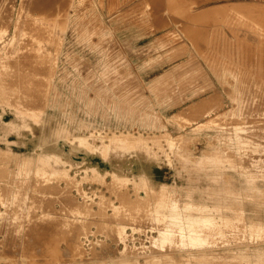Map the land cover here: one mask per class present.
<instances>
[{"label": "rangeland", "instance_id": "obj_1", "mask_svg": "<svg viewBox=\"0 0 264 264\" xmlns=\"http://www.w3.org/2000/svg\"><path fill=\"white\" fill-rule=\"evenodd\" d=\"M28 1L0 5V264H264V0ZM18 3L33 6L32 14ZM41 8L61 12L46 18ZM58 14L67 15L59 16L65 22ZM43 152L54 159L51 166L39 161ZM158 231L168 233L166 240Z\"/></svg>", "mask_w": 264, "mask_h": 264}, {"label": "bare ground", "instance_id": "obj_2", "mask_svg": "<svg viewBox=\"0 0 264 264\" xmlns=\"http://www.w3.org/2000/svg\"><path fill=\"white\" fill-rule=\"evenodd\" d=\"M8 1H9V0H8ZM8 1H6V0H5V1H4V0L1 1V2H2V3H1L2 6H3V2L7 3ZM10 1H11V0H10ZM27 1H28V0H26V1L24 0V3H26ZM31 1L33 2V0H31ZM35 1H36V0H34V2H35ZM45 1H48V0H45ZM49 1H50V0H49ZM49 1H48V2H49ZM57 1H59V0H55V2H57ZM60 1H61V2H60ZM60 1H59L58 3L63 4L62 0H60ZM65 1H66V0H65ZM67 1H68V0H67ZM111 1H112V3H113V0H111ZM130 1H131V0H130ZM130 1L127 0V2H130ZM153 1H154V0H152V2H153ZM156 1H157V0H156ZM177 1H179V0H177ZM252 1H253V0H252ZM21 2H23V1H21ZM21 2H20V3H21ZM28 2H29V1H28ZM28 2H27V3H28ZM37 2H38V1H37ZM52 2H53V1H52ZM52 2L50 1V3H47V2H45V3H46V4H49V6H50ZM117 2H118V0H117ZM154 2H155V1H154ZM174 2H176V1H174ZM180 2H181V1H180ZM184 2H185V1H184ZM184 2H183V3H184ZM254 2L256 3V1H254ZM262 2H263V0H262ZM10 3H11V2H10ZM20 3H18V4H19L18 6H21V7H22L23 4L20 5ZM29 3L31 4V2H29ZM65 3H66V2H64V6H65V5H68L69 3L71 4V2H69V3L67 2L68 4H65ZM105 3H106V1H105ZM110 3H111V2H110ZM114 3H115V2H114ZM123 3H124V1H123ZM162 3H163V2H162ZM183 3H181V5H182ZM236 3H237V2H236ZM236 3H235V4H236ZM238 3H239V2H238ZM238 3H237V4H238ZM241 3H243V2H241ZM249 3H250V2H249ZM255 3H254V6L256 5ZM1 4H0V5H1ZM32 4H33V3H32ZM32 4H31V5H32ZM40 4H41V3L38 2L37 5L33 4V6L35 5L36 7H37V6L40 7ZM42 4L44 5V2H43ZM46 4H45V5H46ZM60 4H59V5H60ZM243 4H244V3H243ZM243 4H242V5H243ZM245 4H246V6L248 5V3H245ZM252 4H253V3H252ZM259 4H261V3H259ZM9 5H11V4H7L6 7H8ZM24 5H26V4H24ZM24 5H23V6H24ZM31 5H30V7H31ZM54 5H55V4H54ZM100 5H101V3H100ZM107 5H109V3H108ZM114 5H115V4H114ZM117 5H118V4H117ZM117 5H116V7H118ZM120 5H122V4H120ZM176 5H177V3H176ZM224 5H225V4H224ZM230 5H231V3H230ZM238 5H241V4L239 3ZM26 6L29 7V5H26ZM26 6H25V7H26ZM33 6H32V8H33ZM35 6H34V7H35ZM52 6H53V5H52ZM55 6L57 7V5H55ZM55 6H53V7L56 8ZM64 6H63V7H64ZM68 6H69V5H68ZM105 6H106V4H105ZM109 6H110V8L112 9L111 5H109ZM112 6H113V4H112ZM177 6H180V4H178ZM225 6H226V5H225ZM225 6H224V8H225ZM251 6H252V5H251ZM251 6H250V7H251ZM262 6H263V5H262ZM6 7H5V9H6ZM25 7H24V10H25ZM30 7L28 8V10H29V9H32V8H30ZM38 7H37V9H38ZM46 7H47V6H46ZM46 7L44 6V11L47 10ZM61 7H62V5H61ZM120 7H121V6H120ZM182 7H183V6H182ZM240 7H241V6H237V9H239V10H241V8H243V9L245 8V9H246V7H241V8H240ZM250 7H247V8H248V9H247V10H248L247 13H248L249 15L252 14V13L250 12V10H249ZM1 8H2V7H1ZM8 8H11V7H8ZM8 8H7V10L9 11ZM18 8H19V7H18ZM48 8H49V7H48ZM253 8H254V7H253ZM262 8H263V7H262ZM11 9H12V8H11ZM11 9H10V11H11ZM35 9H36V8H35ZM45 9H46V10H45ZM56 9H60V8H56ZM61 9H62V8H61ZM64 9H66V7H65ZM68 9H70V8H68ZM127 9H128V8H127ZM237 9H236V10H237ZM260 9H261V8H259V11H260ZM3 10H4V8H3ZM3 10H1V11H3ZM15 10H16V9H15ZM15 10H14V11H15ZM17 10H18V9H17ZM17 10H16V12H17ZM26 10H27V9H26ZM26 10H25V11L21 10V11H22V14H23V12H27ZM33 10H34V9H33ZM33 10H32V11L29 10V11H28L29 14H30V12H31V14H32ZM41 10L43 11L42 8H41ZM41 10H40V11H41ZM50 10H52L51 7H50ZM239 10H237V11L240 12ZM256 10H258V9L256 8ZM263 10H264V9H263ZM263 10L260 11L259 13L263 12V14H264V11H263ZM37 11H38V10H37ZM44 11H43V12H44ZM47 11H49V10H47ZM58 11H59V13L61 12V10H58ZM58 11H57V13H58ZM66 11H67V10H66ZM245 11H246V10H245ZM245 11H242V12H245ZM254 11H255V10H254ZM3 12H6V10H4ZM38 12H39V11H38ZM52 12H53V11H52ZM55 12H56V11H54L53 13H51V11H50L49 13L54 14ZM62 12H63V9H62ZM64 12H65V11H64ZM249 12H250V13H249ZM256 12H258V11H256ZM34 13H35V15H36V12H34ZM44 13H45V12H44ZM46 13H47V12H46ZM46 13H45V14H46ZM49 13H48V14H49ZM57 13H55V14H57ZM113 13H114V11H113ZM20 14H21V13H20ZM31 14H30V15H31ZM45 14L41 15V13H40L39 15H41L42 17H43V16L46 17L48 14H46V15H45ZM63 14H68V13L66 12V13H63ZM63 14H62V15H63ZM115 14H116V13H115ZM241 14H242V13H241ZM243 14H244V13H243ZM263 14H262V16H263V18H264V15H263ZM2 15L5 16V14H2V13H1V16H2ZM7 15H8V14H6V16H7ZM37 15H38V13H37ZM37 15H36V16H37ZM62 15H61V14H60V15L58 14V18H59V16L61 17ZM77 15H78V14H77ZM112 15H113V14H112ZM234 15H235V13H234ZM246 15H247V14H246ZM246 15H244V16L247 17ZM249 15H248V17H249ZM256 15H257V14H256ZM258 15H259V14H258ZM15 16H17V15H15ZM28 16H29V15H28ZM28 16H27V17H28ZM55 16H56V15H55ZM64 16H67V15H64ZM64 16H62V17H64ZM230 16H231V15H230ZM250 16H252V15H250ZM38 17H39V16H37V18H38ZM47 17H48V16H47ZM47 17H46V18H47ZM50 17H51V16H50ZM50 17H49V18H50ZM52 17H53V15H52ZM254 17H255V16H254ZM254 17H251V18H254ZM20 18H22V17L20 16ZM49 18H48V20L50 21L51 19H49ZM58 18H57V19H58ZM107 18H108V17H107ZM232 18H233V16H232ZM232 18H230V19H232ZM237 18H238V16H237ZM239 18H240V17H239ZM258 18H259V17H258ZM7 19H9V18L7 17ZM14 19H15V17H14ZM38 19H39V18H38ZM53 19H54V18H53ZM59 19H61V22L64 21V20L62 21V18H59ZM59 19L56 20V18H55L54 20H56V21L59 23ZM74 19H75V18H74ZM161 19H162V18H161ZM230 19H229V20H230ZM234 19H235V16H234ZM248 19H249V18H248ZM254 19H255V18H254ZM254 19H252V20H254ZM261 19H262V18H261ZM4 20H5V19H4ZM22 20H24V19H21L20 22H22ZM26 20H28V19H26ZM45 20H46V19H45ZM232 20H233V19H232ZM232 20H231V21H232ZM235 20H236V19H235ZM235 20H234V21H235ZM237 20H239V19H237ZM242 20H243V19H242ZM250 20H251V19H250ZM262 20H263V19H262ZM262 20H261V22H262ZM2 21H3V19H2ZM18 21H19V20H18ZM42 21H43V20H42ZM42 21H41V23H42ZM46 21H47V20H46ZM49 21H47V22H49ZM89 21H90V20H89ZM231 21H229V24H230V23L232 24ZM20 22H19V23H20ZM50 22H51V21H50ZM52 22H53V21H52ZM57 22H56V23H57ZM61 22H60V23H61ZM64 22H65V21H64ZM79 22H80V21H79ZM156 22H157V21H156ZM158 22H159V21H158ZM241 22H242V21H241ZM246 22H247V21H246ZM253 22H255V21H253ZM259 22H260V21H259ZM261 22H260V23H261ZM263 22H264V21H263ZM263 22H262V23H263ZM6 23H7V22H6ZM23 23H24L25 26L28 27L29 29H30L31 27L33 28V26L30 27V25H26V23H25L24 21H23ZM86 23H87V22H86ZM160 23H161V22H160ZM236 23H237V22H236ZM238 23H239V22H238ZM243 23H245V21H244ZM260 23H259V24H260ZM0 24H1V22H0ZM2 24H3V23H2ZM13 24L15 25V22H14ZM29 24H30V23H29ZM43 24H44V23H43ZM47 24H48V23H47ZM47 24H46V25H47ZM82 24H83V23H82ZM91 24H92V23H91ZM153 24H154V23H153ZM247 24L249 25L248 22H247ZM259 24H258V25H259ZM35 25L37 26V24H35ZM54 25H55V23H54ZM59 25H60V27H61V24H59ZM59 25H57V26H59ZM157 25H158V24H157ZM159 25H160V24H159ZM241 25H243V24H241ZM260 25H261V24H260ZM12 26H13V25H12ZM21 26H22V24H21ZM23 26H24V25H23ZM23 26H22V27H23ZM57 26H56V27H57ZM235 26H236V24H235ZM243 26H244V25H243ZM243 26H242V27H243ZM6 27H7V26H6ZM16 27H17V25H16ZM38 27H40V26H38ZM38 27H37V28H38ZM239 27H240V26H239ZM239 27H238V28H239ZM245 27H247V26H245ZM250 27H252V25H251ZM262 27H263V26H262ZM24 28H25V27H24ZM28 28H27V30H29ZM34 28H35V27H34ZM34 28H33V29H34ZM43 28H44V27H43ZM54 28H55V26H54ZM54 28H53V29H54ZM87 28H89V27H87ZM263 28H264V27H263ZM14 29H15V27H14ZM14 29H13V30H14ZM33 29H31V30H32V35H34V34H33ZM40 29H41V32H43V31H42V27H41ZM85 29H86V28H85ZM245 29H246V28H245ZM15 30H16V29H15ZM22 30H23V29H22ZM35 30H36V29H34V32H35ZM47 30H49V28H48V29H44V31H47ZM50 30H51V28H50ZM50 30H49V32H50ZM57 30H58V28H57ZM243 30H244V29H243ZM247 30H248V29H247ZM251 30H253V28H252ZM17 31H18V30H17ZM20 31H21V30H20ZM36 31H39V28H38ZM53 31H54V30H53ZM97 31H98V30H97ZM244 31H245V30H244ZM27 32H28V31H27ZM27 32H26V34H27ZM30 32H31V31H30ZM39 32H40V31H39ZM41 32H40V34L42 35ZM59 32H60V31H59ZM245 32L247 33L248 31H245ZM11 33H12V32H11ZM14 33H15V32H14ZM37 33H38V32H37ZM37 33H35V34H37ZM43 33H44V32H43ZM81 33H82V32H81ZM81 33H79V34L82 35ZM83 33H84V32H83ZM92 33H93V32H92ZM100 33H102V32H100ZM246 33H245V34H246ZM253 33H255V30L253 31ZM257 33H258V31H257ZM259 33H260V32H259ZM50 34H51V33H50ZM255 34H256V33H255ZM255 34H254V35H255ZM14 35H15V34H14ZM14 35H13V33H12V36H10V37H13ZM20 35H21V34H20ZM20 35H19V38H20ZM38 35H39V34H38ZM38 35H37V38H38ZM80 35H79V36H80ZM159 35H160V34H159ZM248 35H249V34H248ZM250 35H251V34H250ZM252 35H253V34H252ZM254 35H253V37H255ZM44 36H45V35H44ZM79 36H78V37H79ZM146 36H147V35H146ZM262 36H263V35H262ZM16 37H17V36H16ZM16 37H15V38H16ZM34 37H36V35H35ZM147 37H148V36H147ZM263 37H264V36H263ZM263 37H261L260 41L264 40ZM40 38H41V37H40ZM42 38H44V37L42 36ZM54 38H55V36H54ZM249 38H250V37H249ZM256 38H257V37H256ZM262 38H263V39H262ZM6 39H7V38H6ZM61 39H62V37H61ZM73 39H74V38H73ZM13 40H14V38H13ZM27 40H28V39H27ZM27 40L25 41V44H26ZM50 40H51V39H50ZM54 40H55V39H54ZM245 40H246V39H245ZM256 40H257V39H256ZM22 41H23V39H22ZM29 41H30V39H29ZM91 41H92V40H91ZM91 41H90V42H91ZM260 41H259V42H260ZM9 42H11V41H9ZM9 42H8V43H9ZM13 42H14V41H13ZM35 42H36V41H35ZM82 42H83V41H82ZM82 42H81V43H82ZM102 43H103V42H102ZM17 44H19V43H17ZM96 44H98V43H96ZM100 44H101V43H99V45H100ZM258 44H259V43H258ZM29 45H30V44H29ZM90 45H91V44H90ZM262 45H263V43H262ZM6 46H7V45H6ZM21 46H23V45H21ZM24 46H25V45H24ZM45 46H46V45H45ZM94 46H95V45H94ZM258 46L260 47V45H258ZM13 47H14V46H13ZM81 47H82V46H81ZM255 47H256V46H255ZM255 47H254V51L256 50ZM4 48H5V47H4ZM17 48H22V47L18 46ZM256 48H257V47H256ZM263 48H264V46H263ZM6 49H8V47H7ZM27 49H28V48H27ZM114 49H115V48H114ZM258 49H259V48H258ZM52 50H54L53 46H52ZM88 50H89V49H88ZM212 50H213V49H212ZM250 50H251V49H250ZM6 51H7V50H6ZM14 51H15V50H14ZM25 51H26V50H25ZM254 51H252V52H254ZM260 51H262V49H260ZM3 52H4V51H3ZM41 52H42V51H41ZM257 52H259V51H257ZM263 52H264V50H263ZM263 52H261V54H260V52L257 53V54L263 55V54H262ZM4 53H6V52H4ZM11 53L13 54V52H11ZM11 53H10V54H11ZM24 53H25V52H24ZM26 53H27V52H26ZM43 53H45V52H43ZM106 53H107V52H106ZM22 54H23V53H22ZM27 54H28V53H27ZM27 54H26V55H27ZM29 54H30V52H29ZM29 54L27 55V56H28L27 59L29 58ZM97 54H98V53H97ZM248 54H249V53H248ZM248 54H247V55H248ZM254 54H255V53H254ZM254 54H253V55H254ZM3 55H4V54H3ZM17 55H18V54H17ZM19 55H20V54H19ZM23 55H24V54H23ZM26 55H25V56H26ZM32 55H33V53H31V58L33 57ZM249 55H250V54H249ZM249 55H248V56H249ZM251 55H252V53H251ZM254 56H255V58H256L257 55H254ZM254 56H253V57H254ZM17 57H18V59H19V56H17ZM21 57H22V56H20V58H21ZM34 57H36V55H35ZM259 57H261V56H258V58H259ZM263 57H264V56H262L261 58H263ZM0 58H1V57H0ZM15 58H16V57H15ZM22 58H23V57H22ZM255 58H253V59H255ZM43 59H44V58H43ZM51 59H52V57H51ZM53 59H54V58H53ZM12 60H13V59H12ZM20 60H21V59H20ZM22 60H23V59H22ZM37 60H38V59H37ZM257 60H258V59H257ZM28 61H29V60H28ZM262 61H264V60H262ZM5 62H6V61H5ZM22 62H24V61H22ZM26 62H27V61H26ZM26 62H24V63H26ZM32 62H33V61H32ZM257 62H258V61H257ZM257 62H256V63H257ZM260 62H261V61H260ZM24 63H22V65H23ZM8 64H10V66L12 65L10 62H8ZM14 64H15V63H14ZM28 64H29V63H28ZM254 64H255V61H254ZM262 64H263V63H262ZM263 65H264V64H263ZM33 66H34V65H33ZM35 66H36V65H35ZM255 66H256V65H255ZM258 66H259V65H258ZM258 66H257V67H258ZM11 67H12V66H11ZM14 67H15V65H14ZM40 67H41V66H40ZM241 67H242V66H241ZM245 67H246V66H245ZM247 67H248V66H247ZM260 67H261V66H260ZM260 67H259V68H260ZM9 68H10V67H9ZM44 68H45V67H44ZM239 68H240V67H239ZM252 68H255V67H252ZM20 69H21V68H20ZM24 69H26V68H24ZM263 69H264V67H263ZM14 70H15V69H14ZM18 70H19V67H18ZM33 70H34V69H33ZM43 70H44V69H43ZM232 70H233V68H232ZM232 70H230V71H232ZM242 70H243V69H241V71H238V72H241V74H242V73H243ZM246 70H247V69H246ZM250 70H251V69H250ZM254 70L257 71L256 68H255ZM251 71H252V70H251ZM14 72H16V71H14ZM38 72L40 73L39 70H38ZM44 72H45V71H43L42 73H44ZM253 72H254V71H253ZM260 72H261V69H260ZM263 72H264V71H263ZM34 73H35V72H34ZM261 73H262V72H261ZM13 74H14V73H13ZM21 74H22V73H21ZM44 74H46V73H44ZM44 74H43V75H44ZM237 74H238V73H236V75H237ZM241 74H240V75H241ZM244 74H245V73H244ZM252 74H253V73H252ZM262 74H263V73H262ZM262 74H261V76H262ZM23 75H24V74H23ZM39 75H40V74H39ZM116 75H117V74H116ZM246 75H247V73L245 74V76H246ZM250 75H251V74H250ZM254 75H255V74H254ZM254 75H253L252 77H254ZM256 75H257V74H256ZM256 75H255V76H256ZM241 76H243V74H242ZM22 77H23V76H22ZM28 77H29V76H28ZM236 77L238 78L239 76H236ZM1 78H2V77H1ZM16 78H17V77H16ZM23 78H24V77H23ZM3 79H4V77H3ZM3 79H1V80H3ZM8 79H9V78H8ZM13 79H14V78H13ZM26 79H27V78H26ZM30 79H31V81H32V78H31V77H30ZM226 79H229V78L227 77ZM243 79H246V77L243 78ZM247 79H248V78H247ZM262 79H263V78H262ZM9 80H10V79H9ZM28 80H29V79H28ZM231 80H232V79H231ZM240 80H241V78H239V80L237 79V81H240ZM254 80H255V78H254ZM254 80H253V82H254ZM260 80H261V79H260ZM18 81H19V80H18ZM31 81H30V82H31ZM241 81H242V80H241ZM262 81H264V80H262ZM11 82H12V80H11ZM14 82L16 83L15 80H14ZM21 82L24 83L23 81H21ZM21 82H20V83H21ZM38 82H39V81H38ZM243 82H244V81H243ZM245 82H246V81H245ZM31 83H32V82H31ZM33 83H34V80H33ZM33 83H32L31 85H34ZM246 83H248V82H246ZM246 83H244V84H246ZM258 83H259V81H258ZM1 84H2V83H1ZM3 84H4V83H3ZM5 84H7V83L5 82ZM13 84H14V83H13ZM13 84L8 83V85H6V86L9 87L10 85H13ZM17 84H18V83H17ZM27 84H28V83H27ZM238 84H239V83L237 82V85H238ZM240 84H241V83H240ZM240 84H239V85H240ZM248 84H249V83H248ZM251 84H252V83H251ZM20 85H21V84H20ZM20 85H18V86H20ZM35 85H38V84L36 83ZM239 85H238L237 87H239ZM241 85H242V84H241ZM262 85H263V84H262ZM3 86H5V85H3ZM15 86H16V85H15ZM21 86H22V85H21ZM23 86H25V84H23ZM28 86H29V85H28ZM28 86H26V87H28ZM39 86H40V85H39ZM119 86H120V85H119ZM242 86H243V85H242ZM242 86H241V87H242ZM252 86H256V85L253 83V85H250V87H249V85H248V88H251ZM10 87H11V86H10ZM26 87H23V88H26ZM235 87H236V86H235ZM245 87H247V85L244 86V88H245ZM257 87H258V86H257ZM263 87H264V86H263ZM4 88H5V87H4ZM4 88H3V89H4ZM32 88H33V87H32ZM32 88H31V89H32ZM34 88H35V87H34ZM34 88H33V89H34ZM114 88H115V87H114ZM239 88H240V87H239ZM239 88H238V89H239ZM252 88H253V87H252ZM258 88H259V87H258ZM258 88H257V89H258ZM260 88H261V87H260ZM6 89H7V88H6ZM6 89H4V90H5V93L8 92V91L6 92ZM33 89H32V90H33ZM37 89H38V88H37ZM121 89H123V88H121ZM240 89H242V88H240ZM255 89H256V88H255ZM32 90H31V92H34V91H32ZM35 90H36V89H35ZM242 90H243V89H242ZM250 90H251V92L253 91L252 93H254V89H253V90L250 89ZM261 90H264V89H261ZM2 91H3V90H2ZM20 91H21V90H20ZM22 91H23V89H22ZM22 91H21V93H22ZM25 91H27V89H25ZM25 91L23 92V94L25 93ZM28 91H29V90H28ZM28 91H27V92H28ZM37 91H38V90H37ZM238 91H239V90H238ZM247 91H249V90L247 89ZM259 91H260V89H259ZM0 92H1V90H0ZM242 92H243V91H242ZM242 92H241V94H242ZM255 92H256V93L253 94V95H256V94H257V90H256ZM9 93H10V92H9ZM28 93H29V95H33L32 93L30 94V91H29ZM239 93H240V91H239ZM244 93H245V92H244ZM244 93H243V94H244ZM258 93H259V92H258ZM263 93H264V91H263ZM19 94H20V93H19ZM34 94H35V93H34ZM36 94H38V93L36 92ZM44 94H45V93H44ZM120 94H121V93H120ZM241 94H240V95H241ZM243 94H242V95H243ZM1 95H2V94H1ZM3 95H4V94H3ZM38 95H39V94H38ZM106 95H107V94H106ZM108 95H109V94H108ZM236 95H237V94H236ZM246 95H248V93H246ZM250 95H251V93H250ZM250 95L248 96L249 99H250V97H251ZM253 95H252V96H253ZM257 95H258V94H257ZM260 95H262V94H260ZM19 96H20V95H19ZM33 96H35V95H33ZM33 96L30 97V99L33 98ZM39 96H40V95H39ZM39 96H38V97H39ZM41 96H42V95H41ZM43 96H44V95H43ZM1 97H2V96H1ZM3 97H4V96H3ZM20 97H21V96H20ZM36 97H37V96H36ZM36 97H35V98H36ZM130 97H131V96H130ZM240 97H241V96H240ZM245 97H246V96H245ZM245 97H244V98H245ZM254 97H255V96H254ZM254 97H251V99L254 98ZM257 97H258V96H257ZM259 97L261 98V96H259ZM262 97H264V95H263ZM244 98H243V99H244ZM20 99H21V98H20ZM38 99H39V98H37V100H38ZM53 99H54V98H53ZM247 99H248V98H247ZM256 99H257V98H256ZM4 100H5V99H4ZM10 100H11V99H10ZM10 100H9V101H10ZM50 100H51V99H50ZM108 100H109V99H108ZM239 100H240V99H239ZM12 101H13V100H12ZM12 101H10V102L12 103ZM23 101H24V100H23ZM23 101L21 100V102H20L21 105H22V103H24V102H25V103H24L23 105H25V104L29 105V104H30V103L28 104L27 99H26L24 102H23ZM28 101L30 102V100H28ZM31 101H32V100H31ZM35 101H36V99H35ZM39 101H40V100H39ZM57 101H58V100H57ZM91 101H92V100H91ZM241 101H244V100H241ZM32 102H33V101H32ZM255 102H257V101L255 100ZM255 102H254V104H256ZM261 102H262V101H261ZM261 102H260V103H261ZM3 103H4V101H3ZM11 103H10V104H11ZM52 103H53V102H52ZM245 103H246V101H245ZM247 103H250V102H248V100H247ZM247 103L244 104V105H247ZM257 103L260 104L259 102H257ZM262 103H264V101H263ZM18 104H19V103H18ZM32 104H35V103L33 102ZM42 104H43V103H42ZM56 104H57V103H56ZM242 104H243V102H242ZM250 104L252 105V100H251V103H250ZM250 104H249V105H250ZM2 105H3V104H2ZM23 105H22V106H23ZM37 105H40V104H37ZM233 105L235 106L236 104H233ZM251 105H250V106H251ZM5 106H6V105H5ZM29 106H30V105H29ZM31 106H32V105H31ZM31 106H30L29 108H32V107H33V106H32V107H31ZM247 106H248V105H247ZM260 106H261V105H260ZM3 107H4V106H3ZM24 107H26V106H24ZM56 107H57V106H56ZM241 107H242V106H241ZM258 107H259V105H258ZM261 107H262V106H261ZM0 108H1V107H0ZM39 108H40V107H39ZM245 108H246V106H245ZM256 108H257V107H256ZM32 109H33V108H32ZM243 109H244V108L242 107V111H243V113H245V111H244ZM258 109H259V108H258ZM248 110H249V108L247 109V111H248ZM254 110H255V109H254ZM256 110H257V109H256ZM13 111H14V110H13ZM55 111H56V110H55ZM60 111H61V110H60ZM15 112H16V111H15ZM256 112H257V111H256ZM256 112L253 111L254 114H255ZM8 113H9V112H8ZM12 114H13V113H12ZM248 114H249V112L247 113V115H248ZM8 115H9V114H8ZM236 115H237V114H236ZM236 115H235V116H236ZM242 115H243V114H242ZM247 115H246V116H247ZM243 116H244V115H243ZM243 116H242V117H243ZM251 116H252V114H251ZM14 117H15V116H14ZM42 117H43V116H42ZM244 117H245V116H244ZM247 117H248V116H247ZM253 117H254V116H253ZM10 118H11V117H10ZM12 118H13V117H12ZM8 119H9V118H8ZM248 119H249V117H248ZM248 119H246V120H248ZM255 119H257V118H255ZM206 120H207V119H205V121H206ZM14 121H15V120H14ZM17 121H18V120H17ZM31 121H32V120H31ZM49 121H50V119H49ZM232 121H234V120H232ZM249 121L252 122L251 119H250ZM249 121H248V122H249ZM259 121H260V119H259ZM262 121H263V120H262ZM19 123H20V122H19ZM40 123H41V122H40ZM233 123H234V122H233ZM233 123H232V125H233ZM239 123H241V122H239ZM31 124H32V123H31ZM41 124H42V123H41ZM234 124H235V123H234ZM254 124H255V123H254V121H253V124H252V125L254 126ZM258 124L261 125V124H263V123H261V124L258 123ZM35 125H36V124H35ZM249 125H250V124H249ZM8 126H9V125H8ZM32 126H34V125H32ZM255 126H256V124H255ZM257 126H258V125H257ZM2 128H3V127H2ZM31 128H32V127H31ZM37 128H38V127H37ZM3 129H4V128H3ZM6 129H7V128H6ZM8 129H9V128H8ZM251 129H253V128H251ZM4 130H5V129H4ZM226 130H227V128H226ZM254 130H255V129H254ZM260 130H262V128L259 129V131H260ZM1 131H2V130H1ZM5 131H6V130H5ZM25 131H26V130H25ZM33 131H34V130H33ZM5 133H6V132H5ZM53 133H54V132H53ZM259 133H260V132H259ZM46 134H47V133H46ZM253 134H254V133H253ZM243 135H244V134H243ZM259 135H260V134H259ZM259 135H258V136H259ZM262 135H263V134H262ZM3 136H4V135H3ZM35 136H36V135H35ZM246 136H247V135H246ZM248 136H249V135H248ZM248 136H247V137H248ZM254 136H257V135H254ZM41 137H42V135H41ZM259 137H260V136H259ZM260 138H262V137H260ZM51 139H52V138H51ZM40 141H41V140H40ZM48 141H49V140H48ZM256 141H258V140H256ZM3 142H4V141H3ZM260 142H262V141H260ZM214 143H215V142H214ZM0 144H2V143L0 142ZM9 145H10V144H9ZM4 146H5V145H4ZM12 146H13V145H12ZM5 147H6V146H5ZM13 148H14V147H13ZM22 148H23V147H22ZM57 148H58V147H57ZM16 149H17V148H16ZM87 150H88V149H87ZM117 150H119V149H117ZM16 151H17V150H16ZM24 151H25V149H24ZM121 151H122V150H121ZM89 152H91V151H89ZM144 152H145V151H144ZM137 153H138V152H137ZM32 154H33V153H32ZM59 154H60V153H59ZM119 154H120V152H119ZM138 154H140V153H138ZM153 154H154V153H153ZM0 155H1V154H0ZM35 155H36V154H35ZM116 155H117V154H116ZM141 155H142V154H141ZM146 155H147V154H146ZM114 156H115V155H114ZM119 156H120V155H119ZM260 156H261V155H260ZM34 157H35V156H34ZM101 157H102V156H101ZM120 157H121V156H120ZM144 157H145V156H144ZM146 157H147V156H146ZM250 157H251V156H250ZM256 157H257V156H256ZM6 158H7V157H6ZM39 158H40L39 161H40L42 164L46 165V166H51V163H52L51 161H52V160L54 161V159H51L50 156L47 155V154L44 153V152H43L42 154H40ZM116 158H117V157H116ZM142 158H143V156H142ZM150 158H151V157H150ZM0 159H1V158H0ZM21 159H22V158H21ZM28 159H29V158H28ZM34 159H35V158H34ZM143 159H144V158H143ZM151 159H152V158H151ZM154 159H155V157H154ZM1 160H2V159H1ZM24 160H25V159H24ZM112 160H113V159H112ZM118 160H120V159H118ZM179 160H180V159H179ZM185 160H186V158H185ZM21 161H22V160H21ZM104 161H105V160H104ZM115 161H117V160H115ZM190 161H191V160H190ZM115 163H116V162H115ZM116 164H117V163H116ZM185 164H186V163H185ZM244 164H245V163H244ZM117 166H118V165H117ZM2 168H3V167H2ZM38 168H39V167H38ZM0 169H1V167H0ZM193 169H194V168H193ZM1 170H2V169H1ZM4 170H5V169H4ZM26 170H27V169H26ZM32 170H33V169H32ZM55 170H57V168H55ZM203 170H204V169H203ZM10 171H11V170H9V172H10ZM122 171H123V170H122ZM0 172H2V171H0ZM215 172H216V171H215ZM21 173H22V172H21ZM38 173H39V172H38ZM193 173H195V172H193ZM198 173H199V172H198ZM212 173H213V172H212ZM212 173H211V174H212ZM216 173H217V172H216ZM216 173H215V174H216ZM221 173H222V172H221ZM3 174H4V173H3ZM9 174H10V173H9ZM39 174H40V173H39ZM42 174H44V173H42ZM42 174H41V176H42ZM142 174H143V173H142ZM44 175H45V174H44ZM44 175H43V176H44ZM46 175H47V174H46ZM49 175H51V174H49ZM236 175H237V174H236ZM28 176H29V175H28ZM34 176H35V174H34ZM36 176H37V174H36ZM61 176H62V175H61ZM232 176H233V175H232ZM257 176H258V175H257ZM1 177H2V174H1ZM1 177H0V178H1ZM3 177H5V176H3ZM11 177H12V176H11ZM150 177H151V176H150ZM163 177H164V176H163ZM5 178H6V177H5ZM5 178H2V179H5ZM199 178H200V177H199ZM201 178H202V177H201ZM230 178H232V177H230ZM8 179H9V177H8ZM197 179H198V178H197ZM243 179H244V177H243ZM252 179H253V178H252ZM257 179H259V178H257ZM261 179H262V178H261ZM214 180H215V179H214ZM225 180H226V179H225ZM238 180H239V179H238ZM240 180H241V179H240ZM245 180H246V179H245ZM255 180H256V178H255ZM263 180H264V179H263ZM209 181H212V179L209 180ZM215 181H217V180H215ZM222 181H223V180H222ZM226 181H227V180H226ZM247 181H249L248 178H247ZM236 182H237V181H236ZM241 182H242V181H241ZM251 182H252L253 184H255V182H253L252 180H251ZM251 182H250V183H251ZM16 183H17V182H16ZM189 183H190V182H189ZM195 183H196V182H195ZM201 183H202V182H201ZM204 183H205V182H204ZM215 183L217 184V182H215ZM218 183H219V181H218ZM223 183H224V181H223ZM227 183H228V182H227ZM239 183H240V182H239ZM207 184H208V183H207ZM209 184H210V183H209ZM236 184H237V183H236ZM241 184H242V183H241ZM244 184H245V182H244ZM246 184H247V183H246ZM253 184H252V185H253ZM14 185H15V183H14ZM205 185H206V184H205ZM231 185H232V184H231ZM238 185H240V184H238ZM16 186H17V184H16ZM222 186H223V185H222ZM222 186H220V187H222ZM229 186H230V185H229ZM229 186H228L227 188H229ZM234 186H235V184H234ZM0 187L2 188V185H1ZM4 187H5V186H4ZM14 187H15V186H14ZM196 187H197V186H196ZM225 187H226V186H225ZM238 187H239V186H238ZM238 187H237V188H238ZM245 187H246V186H245ZM258 187H259V186H258ZM1 188H0V190H1ZM9 188H10V187H9ZM198 188H199V187H198ZM235 188H236V187H235ZM5 189H7V187H6ZM239 189H240V188H239ZM251 189H254V187L251 188ZM13 190H14V189H13ZM149 190H150V189H149ZM167 190H168V189H167V187H166L165 184H161L160 187L158 188V191H159L160 193L166 192ZM204 190H205V189H204ZM207 190H209V188H208ZM6 191H8V190H6ZM9 191H10V190H9ZM184 191L186 192L185 189H184ZM0 192H1V191H0ZM18 192H19V191H18ZM151 192H152V191H151ZM247 192H248V190H247ZM260 192H262V191H260ZM2 193H3V192H2ZM6 193H7V192H6ZM156 193H157V192H156ZM168 193H169V192H168ZM174 193H175V192H174ZM3 194H4V193H3ZM163 194H164V193H163ZM163 194H162V195H163ZM169 194H170V193H169ZM0 195H2V194H0ZM253 195H254V194H253ZM8 196H9V195H8ZM11 196H12V195H11ZM248 196H249V195H248ZM16 197H17V196H16ZM175 197H176V196H175ZM249 197H250V196H249ZM2 198H3V197H2ZM5 198H7V197H5ZM196 198H198V197H196ZM262 198H263V197H262ZM17 199H18V198H17ZM165 199L167 200V198H165ZM8 201H9V199H8ZM18 201H19V199H18ZM161 201H162V203H163V200H161ZM167 201H168V200H167ZM260 201H261V200H260ZM260 201H258V202H260ZM4 202H5V205H6V199H4ZM164 202H165V201H164ZM262 202H263V201H262ZM16 203H17V202H16ZM172 203H173V202H172ZM8 204H9V203H8ZM13 204H15V203L13 202ZM156 204H157V203H155V205H156ZM166 204H168V203H166ZM173 204H174V203H173ZM19 205H20V204H19ZM28 205H30V204H28ZM171 206H172V205H171ZM6 207H7V206H6ZM16 207H17V206H16ZM19 207H20V206H19ZM21 207H22V206H21ZM32 207H34V205H33ZM157 207H158V206H157ZM167 207H168V206H167ZM185 207H186V206H185ZM7 208H8V207H7ZM23 208H24V207H23ZM153 208H154V206H153ZM181 208H182V207H181ZM192 208H193V207H192ZM237 208H238V207H237ZM3 209H4V208H3ZM8 209H9V208H8ZM14 209H15V208H14ZM159 209H160V208H159ZM167 209H168V208H167ZM183 209H184V208H183ZM185 209H186V208H185ZM202 209H203V208H201V210H202ZM205 209H206V208H205ZM9 210H11V209H9ZM12 210H13V209H12ZM12 210H11V211H12ZM30 210H31V208H30ZM155 210H156V209H155ZM181 210H182V209H181ZM187 210H188V209H187ZM6 211L8 212V210H6ZM42 211L44 212L45 210H41V212H40L41 214L43 213ZM184 211H185V210H184ZM184 211H183V212H184ZM203 211H204V210H203ZM3 212H4V211H3ZM7 212H4V213H7ZM165 212H167V210H166ZM181 212H182V211H181ZM189 212H190V211H189ZM191 212H192V211H191ZM193 212H194V211H193ZM12 213H13V212H12ZM47 213H48V212H47ZM153 213H154V211H153ZM168 213H169V211H168ZM2 214H3V213H2ZM7 214H9V213H7ZM21 214H22V213H21ZM165 214H166V213H165ZM175 214H176V213H175ZM199 214H200V213H199ZM12 215H13V214H12ZM12 215H11V216H12ZM16 215H17V214H16ZM16 215H15V216H16ZM23 215H24V214H23ZM23 215H22V217H23ZM180 215H181V214H180ZM1 216H2V215H1ZM3 216H5V214H4ZM18 216H20V215H17L16 218H17ZM28 216H29V215H28ZM42 216H43V215H42ZM45 216H46V215H45ZM177 216H178V214H177ZM6 217H8V216H6ZM22 217H21V218H22ZM29 217H31V216H29ZM34 217H35V216H34ZM158 217H159V216H158ZM161 217H162V216H161ZM1 218H2V217H1ZM1 218H0V219H1ZM9 218H10V217H9ZM23 218H24V217H23ZM35 218H36V217H35ZM42 218H43V217H42ZM47 218H48V217H47ZM115 218H116V217H115ZM130 218H131V217H130ZM190 218H191V217H190ZM201 218H202V217H201ZM210 218H211V217H209V219H210ZM2 219H3V218H2ZM4 219H5V218H4ZM17 219H18V218H17ZM28 219H29V218H28ZM30 219H33V217L30 218ZM161 219H163V218H161ZM185 219H187V218H185ZM191 219H193V218H191ZM204 219H205V217H204ZM209 219H208V222H209ZM211 219H213V218H211ZM223 219H224V218H223ZM21 220H22V219H21ZM85 220H86V219H85ZM88 220H89V219H88ZM166 220H167V219H166ZM189 220H190V219H189ZM189 220H187V221H189ZM194 220H195V219H194ZM199 220H200V218H199ZM206 220H207V219H206ZM224 220H225V219H224ZM228 220H229V219H228ZM22 221H23V220H22ZM27 221H28V220H27ZM117 221H118V220H117ZM121 221H124V220L121 219ZM136 221H137V220H136ZM159 221H160V220H159ZM201 221H202V220H200V224H201ZM210 221H211V220H210ZM213 221H215V219H214ZM226 221H227V220H226ZM38 222H39V223H37V224H40V223H41L40 221H38ZM42 222H43V221H42ZM75 222H76V221H75ZM155 222H156V221H155ZM183 222H184V221H183ZM191 222H192V221H191ZM194 222H195V221H194ZM197 222H198V221H197ZM205 222H206V221H205ZM215 222H217V221H215ZM215 222H214V223H215ZM221 222H222V220H221ZM221 222H220V223H221ZM231 222H232V221H231ZM235 222H236V221H235ZM15 223L17 224L18 222L15 221ZM15 223L13 222L12 224L15 225ZM24 223H25V222H24ZM28 223H29V221H28ZM31 223H32V222H31ZM31 223H30V224H31ZM44 223H46V222H44ZM77 223H78V221H77ZM174 223H175V222H174ZM198 223H199V222H198ZM209 223H210V222H209ZM224 223L226 224V222H224ZM232 223H233V222H232ZM237 223H238V221H237ZM241 223H242V222H241ZM9 224H11V223H9ZM18 224H19V223H18ZM21 224H22V222L20 221V225H21ZM30 224H29V228H31V227H37V226H38V225L35 223V221H33L32 224H35V225H37V226L34 225V226H31V227H30ZM41 224H42V223H41ZM61 224H62V222H61ZM86 224H87V222H86ZM94 224H95V223H94ZM97 224H98V223H97ZM120 224H121V223H120ZM162 224H163V223H162ZM189 224H190V223H189ZM194 224H195V223H194ZM211 224H212V223H211ZM211 224H210V225H211ZM215 224H216V223H215ZM233 224H234V223H233ZM235 224H236V223H235ZM239 224H240V223H239ZM13 225H12V226H13ZM43 225H44V224H43ZM74 225H75V224H74ZM84 225H85V224H84ZM104 225H105V224H104ZM123 225H124V224H123ZM125 225H126V224H125ZM136 225H137V224H136ZM147 225H148V223H147ZM163 225H164V224H163ZM185 225H187V223H186ZM198 225H199V224H198ZM205 225H206V224H205ZM210 225H209V226H210ZM7 226H8V225L6 224L5 227H7ZM9 226H10V225H9ZM9 226H8V227H9ZM12 226H11V227H12ZM16 226H18V225H16ZM26 226H27V225H26ZM39 226H40V225H39ZM44 226H47V225L45 224ZM44 226H43V227H44ZM76 226H77V225H76ZM79 226H80V225H79ZM120 226H121V225H120ZM156 226H157V225H156ZM158 226H159V225H158ZM191 226H192V225H191ZM194 226H195V225H194ZM217 226H218V225H217ZM222 226H223V225H222ZM22 227L24 228V225H22ZM59 227H60V226H59ZM68 227H69V226H68ZM70 227H71V226H70ZM70 227H69V228H70ZM72 227H73V224H72ZM121 227H122V226H121ZM141 227H142V226H141ZM164 227H165V226H164ZM187 227L189 228V225H188ZM196 227H197V226H196ZM226 227H227V225H226ZM239 227H240V226H239ZM247 227H248V226H247ZM251 227H252V226H251ZM251 227H250V228H251ZM20 228H21V227H20ZM20 228H19V229H20ZM75 228H76V227H75ZM84 228H85V226H84ZM125 228H126V227H124V229H125ZM131 228H132V227H131ZM184 228H185L186 231H188V228H186V227H184ZM191 228H192V227H191ZM194 228H195V227H194ZM197 228H198V227H197ZM248 228H249V227H248ZM248 228H247V230H249ZM6 229H8V228H6ZM9 229H10V227H9ZM21 229H22V228H21ZM25 229H26V231L28 230V228H25ZM25 229H24V230H25ZM61 229H62V228L60 227V230H61ZM112 229H113V226H112ZM118 229H119V228H118ZM126 229H127V228H126ZM176 229H177V228H176ZM252 229H253V228H252ZM10 230H11V229H10ZM13 230H14V232H15V229L12 228V232H13ZM29 230H30V229H29ZM44 230H45L44 232H46L47 227H46V229H44ZM62 230H63V229H62ZM69 230H70V229H69ZM192 230H193V229H192ZM207 230H209V229H207ZM261 230H262V229H261ZM263 230H264V229H263ZM263 230H262V232H263ZM0 231H1V230H0ZM4 231H5V229H4ZM16 231H17V227H16ZM21 231L23 232V230H21ZM26 231H25V232H26ZM31 231H33V228H32ZM31 231H30V232H31ZM34 231H35V230H34ZM39 231H40V230H39ZM39 231H38L37 233L40 234L42 231H41V232H39ZM64 231H65V229H64ZM119 231H120V230H119ZM119 231H116V232H119ZM124 231H125V230H124ZM165 231H169V230L167 229V230H165ZM180 231H181V229L179 228L178 232H180ZM189 231H191V229H189ZM200 231H201V230H200ZM259 231H260V228H259ZM259 231H258V233H259V235H260L262 232L260 233ZM1 232H2V231H1ZM1 232H0V233H1ZM5 232H7V235H8V231H5ZM9 232H10V231H9ZM25 232H24V233H25ZM30 232H29V235H27V236H29V238L32 239V237L30 236ZM35 232H36V231H35ZM44 232H43V233H44ZM58 232H59V231H58ZM62 232H63V231H61L60 233H62ZM66 232H67V230H66ZM77 232H78V231H77ZM114 232H115V231H114ZM134 232H135V231H134ZM250 232H251V231H250ZM253 232H254V231H253ZM17 233H18V232H17ZM17 233H14V234L16 235ZM27 233H28V232H26L25 235H26ZM37 233H36V234H37ZM48 233H49V232H48ZM48 233H47V234H48ZM85 233H86V232H85ZM123 233H124V232H123ZM152 233H153V232H152ZM180 233H181V232H180ZM186 233H187V232H186ZM196 233H197V232H196ZM225 233H226V232H225ZM248 233H249V232H248ZM10 234L12 235L13 233H10ZM10 234H9L8 237H10ZM14 234H13V235H14ZM19 234H20V233H18V235H19ZM31 234H32V233H31ZM33 234H34V232H33ZM33 234H32V235H33ZM36 234H35V236L38 235V234H37V235H36ZM44 234H45V233H44ZM50 234L54 235V234L51 233V232H50ZM118 234L122 235V234H121V231H120V233H117V235H118ZM153 234H154V233H153ZM164 234H168V233L158 231L157 238H160V239H162V240H163V239L166 240L167 237L165 238L164 236H166V235H164ZM188 234H190V233H188ZM188 234H186V235H188ZM5 235H6V234H5ZM15 235H14V237H15ZM21 235H23V237L25 236L23 233H22ZM42 235H43V234H42ZM42 235H41V236H42ZM55 235H56V234H55ZM87 235H88V234H87ZM162 235H163V236H162ZM172 235H173V234H172ZM190 235H192V234H190ZM201 235H202V234H201ZM211 235H212V234H211ZM248 235H249V234H248ZM259 235H256V236H259ZM262 235H264V234H262ZM2 236H3V235H2ZM45 236H47V235H45ZM64 236H65V235H64ZM118 236H119V235H118ZM118 236H117V237H118ZM170 236H171V235H170ZM175 236H177V234H176ZM194 236L196 237L195 234H194ZM197 236H198V235H197ZM223 236H224V235H223ZM252 236H253V234H252ZM252 236H251V237H252ZM14 237L11 236V238H13V240H14L15 238H16V239L18 238V237H15V238H14ZM21 237H22V236H21ZM25 237H26V236H25ZM39 237H40V236H39ZM43 237H44V235H43ZM43 237H40L39 239H41V238H43ZM48 237H49V236H48ZM56 237H57V236H56ZM59 237H62V236L59 235ZM125 237H126V236H125ZM155 237H156V236H155ZM163 237H164V238H163ZM198 237L200 238V236H198ZM212 237H213V236H212ZM33 238H34V237H33ZM49 238H50V237H49ZM66 238H67V237H66ZM118 238H119V237H118ZM171 238H172V237H171ZM187 238H188V237H187ZM199 238H197V239H199ZM262 238H263V237H262ZM6 239H7V237H6ZM23 239H24V240H23ZM25 239H26V238H22L23 241H25ZM46 239H48V238H46ZM50 239H52V238H50ZM60 239H61V238H60ZM168 239H169V237H168ZM189 239H190V237H189ZM201 239H202V238H201ZM206 239H207V238H206ZM263 239H264V238H263ZM20 240H21V239H20ZM29 240H30V239H28V242H29ZM41 240H42V239H41ZM43 240H44V239H43ZM48 240H49V239H48ZM165 240H164V243L166 242ZM191 240H192V239H190V241H191ZM199 240H200V239H199ZM260 240H261V239H259V241H260ZM15 241H16V240H15ZM17 241H18V240H17ZM17 241H16V242H17ZM23 241H22V243H23ZM35 241H37V240H35ZM77 241H78V240H77ZM168 241H169V240H168ZM168 241H167V242H168ZM190 241H189V243H190ZM207 241H208V240H207ZM254 241H255V240H254ZM7 242H8V241H7ZM7 242H6V244H7ZM10 242H11V241H10ZM16 242H15V243H16ZM25 242H26V241H25ZM39 242H40V241H39ZM160 242H161V241H160ZM170 242H171V240H170ZM200 242H201V241H200ZM203 242H204V241H203ZM211 242H212V241H211ZM30 243H31V242H30ZM32 243H35V242H32ZM36 243H37V242H36ZM41 243H43V242H41ZM164 243H163V245H164ZM196 243H197V242H196ZM198 243H199V242H198ZM204 243L206 244L207 242H204ZM65 244H66V243H65ZM161 244H162V243H161ZM165 244H166V243H165ZM179 244H180V243H179ZM7 245H8V244H7ZM9 245H10V244H9ZM9 245H8V247H10ZM50 245H51V247H52V244H50ZM50 245H49V246H50ZM170 245H171V244H170ZM187 245H188V243H187ZM189 245H190V244H189ZM189 245H188V246H189ZM192 245H193V244H192ZM198 245H199V244H198ZM3 246H4V244H3ZM11 246H12V245H11ZM16 246H18V245H16ZM21 246H22V245H21ZM27 246H28V245H27ZM38 246H39V245H38ZM38 246H37V247H38ZM53 246H54V245H53ZM55 246H56V245H55ZM123 246H124V245H123ZM190 246H191V245H190ZM200 246H201V245H200ZM208 246H209V245H208ZM212 246H214V245H212ZM45 247H46V246H45ZM57 247H58V246H57ZM20 248H21V247H20ZM193 248H196V247H193ZM23 249H25V248L23 247ZM23 249H22V250L19 249V250H20V251H23ZM46 249H47V248H46ZM52 249H53V247H52ZM56 249H57V248H56ZM253 249H255V247H254ZM10 250H11V249H10ZM10 250H9V251H10ZM16 250H17V252H18V248H16ZM16 250H15V251H16ZM180 250H181V249H180ZM4 251H5V250H4ZM28 251H30V250H28ZM28 251H27V252H28ZM31 251H32V250H31ZM35 251H36V249H35ZM37 251H38V253H39L38 255H40V252H42V251L39 252V250H37ZM45 251H46V250H45ZM17 252H16V253H17ZM43 252H44V251H43ZM0 253H1V252H0ZM3 253H4V252H3ZM5 253H6V252H5ZM8 253H9V252H8ZM10 253H12V252H10ZM13 253H14V251H13ZM32 253H34V252H32ZM48 253H49V252H48ZM226 253H227V252H226ZM24 254H25V251H24ZM24 254H21V255H24ZM29 254H30V253H29ZM42 254H44V253H42ZM170 254H171V253H170ZM1 255L3 256V254H1ZM5 255H8V254H5ZM5 255H4V256H5ZM11 255H12V254H9L8 257L10 258ZM13 255H15V254H13ZM13 255H12V256H13ZM18 255H19V254H18ZM34 255H35V254H34ZM36 255H37V254H36ZM38 255H37V256H38ZM45 255H46V254H45ZM70 255H71V254H70ZM16 256H17V255H16ZM16 256H15V257H16ZM42 256H43V255H42ZM76 256H77V255H76ZM20 257H22V256H20ZM26 257H27V256H26ZM30 257H31V256H30ZM34 257L36 258V256H34ZM34 257H32V258L34 259ZM38 257H39V256H38ZM51 257H53V256H51ZM187 257H188V256H187ZM5 258H6V257H5ZM13 258H14V257H13ZM17 258H18V257H17ZM40 258H41V257H40ZM47 258H48V257H47ZM53 258H55V257H53ZM177 258H178V257H177ZM6 259H7V258H6ZM14 259H15V258H14ZM28 259H29V258H28ZM36 259H37V258H36ZM36 259H35V261L33 262V261L31 260V258H30V260H31L33 263L36 262ZM42 259H43V258H42ZM42 259H40V260H42ZM50 259H51V258H50ZM68 259H69V258H68ZM146 259H147L146 261H149L148 258H146ZM8 260H9V259H8ZM12 260H13V259H12ZM38 260H39V259H38ZM70 260H71V259H70ZM201 260H202V259H201ZM9 261H11V260H9ZM26 261L29 262V260H26ZM42 261H43V260H42ZM155 261H156V260H155ZM38 262H39V261H38ZM50 262H51V261H50ZM192 262H193V260H192ZM5 263H6V262H5ZM55 263H56V262H55ZM59 263H60V262H59ZM180 263H181V262H180ZM3 264H4V262H3ZM7 264H8V263H7ZM9 264H10V263H9ZM11 264H12V262H11ZM29 264H31V263H29ZM39 264H40V263H39ZM171 264H172V263H171ZM199 264H207V263L202 261V263H199Z\"/></svg>", "mask_w": 264, "mask_h": 264}]
</instances>
